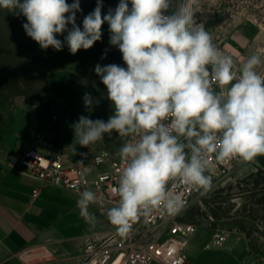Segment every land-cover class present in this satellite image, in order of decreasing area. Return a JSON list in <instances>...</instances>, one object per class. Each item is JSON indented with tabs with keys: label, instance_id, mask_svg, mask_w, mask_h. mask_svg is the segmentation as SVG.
<instances>
[{
	"label": "clouds",
	"instance_id": "9594fccd",
	"mask_svg": "<svg viewBox=\"0 0 264 264\" xmlns=\"http://www.w3.org/2000/svg\"><path fill=\"white\" fill-rule=\"evenodd\" d=\"M102 8L103 0H97L81 29L76 23L80 0H0V9L26 17L27 36L44 50L61 51L65 43L73 55L91 49L108 24L109 44L122 53L126 67L97 64L94 72L113 114L107 121L81 115L73 127L81 147L106 134L126 138L116 153L122 166L112 192L118 200L106 213L124 236L142 216L184 210L178 185L206 196L213 187V163H254L264 156L259 71L264 60L253 54L237 64L216 47L183 0H120L105 15ZM65 32L64 41L57 39ZM83 100L89 110L99 103L90 93ZM97 200L85 189L77 201L80 216L92 226L97 220L89 206Z\"/></svg>",
	"mask_w": 264,
	"mask_h": 264
},
{
	"label": "rangeland",
	"instance_id": "374dc122",
	"mask_svg": "<svg viewBox=\"0 0 264 264\" xmlns=\"http://www.w3.org/2000/svg\"><path fill=\"white\" fill-rule=\"evenodd\" d=\"M69 4L74 0H67ZM120 0H103L102 15ZM194 12L196 23L205 28L224 54L243 63L253 54L264 60V0H183ZM97 0H80L77 26L91 13ZM131 6V5H129ZM26 17L0 9V160L20 156L41 134L43 142L54 138L59 147L70 149L75 158L106 150L116 159L126 138L116 133L89 147L76 144L74 124L81 115L105 121L113 114L110 101L102 98L106 88L94 72L97 64L126 67L122 53L109 44V26H102V39L91 49L71 54L65 43L61 51L44 50L27 36ZM71 29V25L68 26ZM67 32L58 34L64 41ZM105 50L106 56H105ZM102 57H105L102 59ZM264 75V67L259 69ZM90 93L95 103L86 109L83 97ZM75 146V152L73 147ZM72 157V156H71ZM254 163L236 167L213 180L212 190L193 205L182 221L195 224L199 234L217 230L247 237L251 259L264 264V166Z\"/></svg>",
	"mask_w": 264,
	"mask_h": 264
},
{
	"label": "crops",
	"instance_id": "0c3cea01",
	"mask_svg": "<svg viewBox=\"0 0 264 264\" xmlns=\"http://www.w3.org/2000/svg\"><path fill=\"white\" fill-rule=\"evenodd\" d=\"M36 146L47 150L41 144ZM19 158L0 160V264H83L90 239L117 231L107 219L111 207L91 204L89 211L97 223L88 224L79 214V193L43 187L15 165ZM105 170L107 167L88 163L87 174L94 178ZM36 189L40 194L34 198ZM214 234L204 236L198 229L190 238L188 264H256L247 237L230 234L223 247L207 249Z\"/></svg>",
	"mask_w": 264,
	"mask_h": 264
},
{
	"label": "built area",
	"instance_id": "2783aa9c",
	"mask_svg": "<svg viewBox=\"0 0 264 264\" xmlns=\"http://www.w3.org/2000/svg\"><path fill=\"white\" fill-rule=\"evenodd\" d=\"M225 55L242 64L233 55ZM54 141L53 138L50 144L45 143L39 134L15 165L28 177L38 180L43 187L55 186L76 193L91 189L97 194V203L103 209L114 206L118 197L112 189L118 184V173L122 166L119 158L112 159L106 150L91 158H75L71 150L56 146ZM36 144L43 145L47 150L40 149ZM88 163L95 168L107 167V170L90 178L87 174ZM243 164L246 163H213L209 174L215 180L217 176H226ZM176 191L186 201L184 210L175 216H169L162 210L156 211L147 217L142 216L124 236L116 231L103 238L90 239L84 248L83 264H188L186 248L198 227L181 218L205 196H198L186 186L178 185ZM39 194L40 190L36 189L33 197ZM228 237L226 232L217 230L212 243L206 248H221Z\"/></svg>",
	"mask_w": 264,
	"mask_h": 264
},
{
	"label": "trees",
	"instance_id": "16d2710c",
	"mask_svg": "<svg viewBox=\"0 0 264 264\" xmlns=\"http://www.w3.org/2000/svg\"><path fill=\"white\" fill-rule=\"evenodd\" d=\"M55 142V141H54ZM55 144H56V142H55ZM56 146H58L57 144H56ZM70 150V149H69ZM260 163L264 166V158H262V159H260Z\"/></svg>",
	"mask_w": 264,
	"mask_h": 264
},
{
	"label": "bare ground",
	"instance_id": "6f19581e",
	"mask_svg": "<svg viewBox=\"0 0 264 264\" xmlns=\"http://www.w3.org/2000/svg\"><path fill=\"white\" fill-rule=\"evenodd\" d=\"M16 157L14 156L12 159H15Z\"/></svg>",
	"mask_w": 264,
	"mask_h": 264
}]
</instances>
